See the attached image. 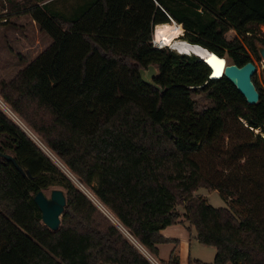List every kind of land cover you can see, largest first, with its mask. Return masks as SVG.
<instances>
[{
  "label": "trees",
  "instance_id": "trees-1",
  "mask_svg": "<svg viewBox=\"0 0 264 264\" xmlns=\"http://www.w3.org/2000/svg\"><path fill=\"white\" fill-rule=\"evenodd\" d=\"M27 14L52 44L2 84L0 107L150 255L176 242L163 229L188 222L216 249L212 264H264V91L253 77L260 100L249 105L199 57L152 44L170 16L191 44L242 67L250 54L225 35L264 25V0H90L71 17L38 4ZM151 65L162 91L141 79ZM0 139V264H152L1 110ZM57 184L67 205L53 232L34 197ZM164 264H179L175 252Z\"/></svg>",
  "mask_w": 264,
  "mask_h": 264
},
{
  "label": "rangeland",
  "instance_id": "rangeland-1",
  "mask_svg": "<svg viewBox=\"0 0 264 264\" xmlns=\"http://www.w3.org/2000/svg\"><path fill=\"white\" fill-rule=\"evenodd\" d=\"M88 1L90 0H0V93L2 84L11 82L21 70H23L52 44V39L45 32L41 31L38 24L29 14H27V11L32 6L38 4L39 6L47 7L50 12H60L66 17H71L79 11V8L82 5ZM249 28L252 29V34L241 35L238 34L234 29H231L228 33H226L225 39L227 41L239 39L243 46L246 47V49H248L251 54H253L251 44L256 47L260 39L264 40V30L259 25L257 26L254 24L250 25ZM182 39L187 40L186 31L182 36ZM154 41V37H152L153 46ZM224 57L229 63H232L228 52L224 53ZM254 60L257 66V74L254 75V79L257 80L259 87L262 89V91H264V65L263 63L257 61L256 57H254ZM0 99L3 101L1 95ZM194 100L197 101V104L200 107L210 105V101L201 94L195 96ZM0 105L2 106L1 103ZM0 110L40 147L45 155H47L52 160V162L87 196V198L104 216H106L120 231H122L129 240H131L134 244H137L134 240H132L131 237H129L126 230L120 224H118V221L109 215L110 213H108L107 210H102L98 206L100 205L98 204L99 201L93 195L90 189H87L77 180V178H75V180L71 174L55 163L54 159L47 154L49 150L40 142L38 137L27 128L18 115H16L10 109L11 112L17 117V119H13L12 115L5 112L3 108L0 107ZM261 132L263 133L264 131L261 130ZM1 141L2 139H0V144ZM94 185H96V183ZM53 189H61L66 193L65 188L60 184H57L44 190L48 197H50L51 191ZM88 192L91 193L93 197L88 195ZM197 196L205 198L208 203L216 209L228 208L227 203L216 190L200 188L197 191ZM94 198L98 202L94 201ZM101 206L103 205L101 204ZM103 208L105 207L103 206ZM177 211L181 214L185 213V209L182 205L177 206ZM186 223L188 222L175 225L176 228H173L176 229L175 233L183 236H190L191 231L193 257L200 260L198 261L199 264L214 263L217 253L216 249L212 246L200 244L198 241L196 242V240H194V237L196 236V229L191 226L190 223ZM176 244H178V242ZM136 246L140 247L139 244ZM141 250L152 260V258L146 251H144V249L141 248Z\"/></svg>",
  "mask_w": 264,
  "mask_h": 264
},
{
  "label": "water",
  "instance_id": "water-1",
  "mask_svg": "<svg viewBox=\"0 0 264 264\" xmlns=\"http://www.w3.org/2000/svg\"><path fill=\"white\" fill-rule=\"evenodd\" d=\"M168 18L170 22L174 21L170 16H168ZM157 26L158 25H153L152 27L153 36ZM192 45L195 47L197 46L196 44H192ZM205 50H209V49L205 48ZM260 51L264 60V48L261 47ZM210 52L214 54V57H217L220 61L224 62L225 65L223 70V76H225L236 87L239 93H241V95L245 98L246 102L252 106L257 105L260 100V95L252 80V78L254 77L257 71L254 63L248 62L244 66L239 67L236 64L229 63L224 56H220L212 51ZM202 60L208 65L211 74L214 73L212 72L213 68L209 64L208 60L207 59H202ZM158 75L159 72L154 65L149 66L147 70L145 69L140 70V76L144 84L153 87L159 91H162V89L154 82V79L158 77ZM212 79L215 80V78ZM261 130L262 129H258L255 132L259 134L261 133ZM34 201L42 214L43 225L49 228L53 232L58 231L61 227L62 217L64 215L65 208L67 205L66 193L61 189H53L51 191L50 197H48L45 191H40L34 197Z\"/></svg>",
  "mask_w": 264,
  "mask_h": 264
},
{
  "label": "bare ground",
  "instance_id": "bare-ground-1",
  "mask_svg": "<svg viewBox=\"0 0 264 264\" xmlns=\"http://www.w3.org/2000/svg\"><path fill=\"white\" fill-rule=\"evenodd\" d=\"M184 34L185 30L183 25L173 21L158 25L155 29L153 37L155 43L161 45L162 47H169L172 50L177 51L179 54H194L202 59H207L213 68L212 72H214V77L223 76L224 62L220 61L217 57H214V54H212L209 50H205V47L199 45L195 47L189 41L182 39ZM102 207L100 206L101 209H103Z\"/></svg>",
  "mask_w": 264,
  "mask_h": 264
},
{
  "label": "crops",
  "instance_id": "crops-1",
  "mask_svg": "<svg viewBox=\"0 0 264 264\" xmlns=\"http://www.w3.org/2000/svg\"><path fill=\"white\" fill-rule=\"evenodd\" d=\"M197 196V192L195 193ZM189 224V223H186ZM175 225L167 227L161 231V235L165 237L166 239L176 241L175 243L170 242L167 244H160L157 246L158 248V255L152 256L148 253V255L152 258V260L143 253L141 250V246L138 247L136 246L140 252L147 257V259L152 263V264H164L169 262L171 255L173 252H175L176 256L179 258V264H199L197 258L193 257V249H192V234L190 231V236L189 235H180L175 233L176 229ZM125 235V234H124ZM129 235V234H128ZM126 236V235H125ZM127 237V236H126ZM131 237V236H129ZM133 240V239H132ZM194 240H197V232L196 236L194 237ZM132 242V241H131ZM178 242V244H176ZM137 245V244H135ZM144 249V248H142ZM144 251H146L144 249ZM203 263V262H202Z\"/></svg>",
  "mask_w": 264,
  "mask_h": 264
},
{
  "label": "flooded vegetation",
  "instance_id": "flooded-vegetation-1",
  "mask_svg": "<svg viewBox=\"0 0 264 264\" xmlns=\"http://www.w3.org/2000/svg\"><path fill=\"white\" fill-rule=\"evenodd\" d=\"M259 26L262 27V29L264 30V25L260 24ZM261 47L264 48V40H262V39H260L258 45H256V52L255 53L253 52V54H251V52L248 49H246V47H244L246 49V51L250 54V57L252 58V63H254L255 66H256V64L254 62L255 61L254 57H256L257 61L263 63V65H264V60H263V57H262V54H261V51H260ZM256 69H257V66H256ZM256 74H257V71H256ZM258 87H259V85H258ZM259 89L262 90L260 87H259Z\"/></svg>",
  "mask_w": 264,
  "mask_h": 264
},
{
  "label": "built area",
  "instance_id": "built-area-1",
  "mask_svg": "<svg viewBox=\"0 0 264 264\" xmlns=\"http://www.w3.org/2000/svg\"><path fill=\"white\" fill-rule=\"evenodd\" d=\"M154 47H156V48H163L162 46H160L159 44H157V43H155V41H154Z\"/></svg>",
  "mask_w": 264,
  "mask_h": 264
},
{
  "label": "snow or ice",
  "instance_id": "snow-or-ice-1",
  "mask_svg": "<svg viewBox=\"0 0 264 264\" xmlns=\"http://www.w3.org/2000/svg\"><path fill=\"white\" fill-rule=\"evenodd\" d=\"M219 63H222V62H219Z\"/></svg>",
  "mask_w": 264,
  "mask_h": 264
}]
</instances>
